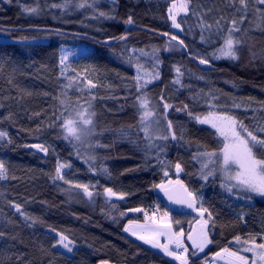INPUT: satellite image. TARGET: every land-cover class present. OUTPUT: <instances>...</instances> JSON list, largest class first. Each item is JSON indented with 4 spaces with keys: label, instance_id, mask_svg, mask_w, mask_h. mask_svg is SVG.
<instances>
[{
    "label": "trees",
    "instance_id": "1",
    "mask_svg": "<svg viewBox=\"0 0 264 264\" xmlns=\"http://www.w3.org/2000/svg\"><path fill=\"white\" fill-rule=\"evenodd\" d=\"M81 2L69 0L66 7L53 8L65 0H0V131L7 133L0 141V161L8 175L0 180V264H179L123 230L129 219H142V212L128 210L149 211L158 201L171 210L154 187L169 181H181L190 192L192 188L200 192L203 207L212 213L205 228L212 243L200 254L188 251L189 264H205L221 249L235 248L237 236L264 243V199L233 193L226 200L215 177L223 141L188 115L227 112L250 130L264 126V6L247 0L245 11L239 0H191L189 15L178 16L184 29L180 32L168 19L173 0H96L94 8L77 7ZM26 7H39V14L24 12ZM100 11L115 19L98 17ZM193 12L212 25L210 31L204 30L206 41H201V21ZM129 16L131 24L125 23ZM241 17L240 31L234 34L243 42L239 58L211 59L231 20ZM216 21L223 31L218 32ZM165 32L178 35L187 49L164 51L169 42ZM121 36L127 39H118ZM109 39H114L111 45L102 43ZM75 45L86 46L89 52L67 61L61 75V49ZM154 49L159 50L160 78L144 91L160 124L157 134H169L166 115L176 140L149 141L142 131L135 63L152 67ZM200 57L210 59L206 65L210 69H201ZM174 66L183 72L180 85L173 83ZM85 79L96 87H82ZM162 95L172 105L166 113ZM86 101L95 116L90 153L83 155L73 139L63 138L57 118L61 113L73 116L78 102L87 107ZM184 105L187 110H176ZM33 144L47 148V153L33 149ZM205 151L218 154L207 168L215 170V176L207 180L201 176L197 155ZM255 151L264 158V149ZM58 161L67 165L64 178L70 183L53 181ZM77 184L88 185L92 198ZM106 188L126 195L107 199ZM14 204L32 219L26 220ZM198 220L203 223L201 217ZM193 228L191 237L198 241L201 229ZM56 232L74 242L71 253L52 247Z\"/></svg>",
    "mask_w": 264,
    "mask_h": 264
},
{
    "label": "snow or ice",
    "instance_id": "2",
    "mask_svg": "<svg viewBox=\"0 0 264 264\" xmlns=\"http://www.w3.org/2000/svg\"><path fill=\"white\" fill-rule=\"evenodd\" d=\"M9 3L12 0H8ZM69 0H65V3L53 4L51 7L53 8H64L67 6ZM256 2L262 6H264V0H256ZM96 0H92V3L89 4L88 0H82L81 3L77 5L79 8H94ZM241 8L245 11L247 10V0H239ZM24 12L30 14H39V7L32 8H24ZM191 11V0H173L172 4L168 8V19L171 21V27L174 29L183 32L184 29L182 27V22L178 20V16L183 13L185 17L189 15ZM239 11V9H238ZM260 11V9H257ZM193 15H198L201 21V41H206L204 36V30H211L212 25L207 24L203 15L193 12ZM98 17L106 18V19H115L114 16L109 15L103 11L98 12ZM244 17H241L239 21L236 19L231 20V26L227 29L226 35L222 37L221 45L211 53V59H229V60H237L238 49L239 46L242 45V40L237 38L234 34L240 31L238 27V23L243 22ZM125 23L131 24L133 23L132 17L129 16ZM218 32L223 31L220 28V21H216ZM59 34V33H58ZM165 36H169V42L164 48V51H171L173 49H187V45H185L184 40L180 39L176 34H169L167 32L163 33ZM118 39L126 40L127 36H121ZM176 42V43H172ZM63 51V50H62ZM142 55H149L148 53H144L143 50H140ZM158 49H154L152 56L155 60L156 66H158L161 61L156 53ZM68 59V54L65 52L60 58V65L63 66L61 68V75H64L67 65L65 62ZM199 64L208 65L210 63V59L207 57H200ZM174 70L176 73V77L173 80L174 84H181V77L183 76V72L181 71L180 66H174ZM160 78L159 71H154L152 73H144L141 74L140 67L137 68V76H136V90L138 95L136 96V103L139 110H141L140 121L144 125L142 131L145 134V138L151 141L153 139V133L150 130V118L155 115V113L150 108V101L147 98V93L144 91L147 86L152 83L154 80H158ZM202 78V77H201ZM75 81V77L71 78L70 84ZM80 85L86 86L89 89L95 88L96 84L91 80H81ZM95 97H93L94 99ZM215 98V97H214ZM162 101V107L165 110V113L169 108L172 107L171 104L164 102V96L160 97ZM61 105L64 104V101H60ZM87 107L84 105H80L78 102L77 109H74L75 116L65 117L64 113L60 114L59 126L63 132V138L65 140H76L81 141L83 137L90 136L94 132L93 128V117L95 116L94 111H90L92 105L90 102L86 101ZM236 107H240V105H235ZM187 105H184L183 108H177V111L187 110ZM210 107H214L210 105ZM188 115L195 119L200 124H207L212 129H215V133L222 137L224 140V147L219 153L220 156V172L222 174L221 188L225 189L229 194H239L242 196H247L248 199H251V193H255L261 197H264V158H259L256 155V149H264V126H255L254 129H249L247 126L243 124L242 121H239L235 116L228 114L227 112L220 113L217 111H210L207 115L201 117L199 115H193L191 112ZM165 120L167 121L166 128L168 131V135H158L155 136V139L168 140L171 138L172 140H176L177 136L175 131H173V124L171 120H167L165 115ZM7 138V133L4 131H0V141H4ZM8 143L11 141L8 140ZM32 147L39 148L41 151L47 153L48 149L43 147L42 145H32ZM198 156L207 157L209 162L215 163V157H217V152L215 151H205L197 154ZM67 165L62 163H57V167L55 169V175L52 176L53 181L63 180L64 183H70V181L65 180L64 175L62 174V169ZM177 172L181 171V165L177 163L175 165ZM202 168H208V164L205 163L202 165ZM106 171V170H105ZM215 170L209 171L206 175H203V179L207 180L209 176H214ZM168 173L165 172V176ZM7 168L3 161H0V180L7 179ZM169 183H172L169 181ZM75 187L83 190V195L92 198L93 193L89 190L88 185H80L77 184ZM154 187L159 188L161 191L168 196L169 200H172L173 197L169 194L168 187L161 183L159 185H154ZM184 191L187 193V199L176 200V203H184L187 204L189 208H193V210L198 211L200 213L201 219L203 220V228L201 230V236L199 243L193 241V247L198 249L199 251H203L204 248L212 243L209 239L208 232L204 229L207 228L209 221L212 220V213L203 207L202 200L199 201L200 207L197 208L196 205L198 203V197L193 192L188 191L186 188ZM104 194L108 197H118L119 199H123L126 195L125 193H116L111 188H106L104 190ZM13 207L17 212H19L22 216L25 217L26 220L32 219L28 217L22 210L21 205L14 204ZM131 211L140 212L143 211L140 208L132 209ZM205 214H207V219H204ZM121 215H124L122 213ZM147 217V213H145ZM165 217H167V213H165ZM36 221L33 220V223ZM153 223L157 222L153 220ZM179 223V221H177ZM124 232L129 233L134 236L137 240L143 241V243L151 245L153 248L160 249L166 256L172 257L174 260L178 261L179 264H189L188 256L186 253L188 252L187 247L183 245L182 237L183 232H173L172 225L170 223H162L158 224L157 227L151 228L148 230L144 229V226L136 224L134 221H129L128 225L124 227ZM52 231H56L52 229ZM3 235V233H0ZM58 239L52 245L53 248L57 246H61L63 249L67 250V252L71 253L73 251L74 242L69 238V236L65 235L62 232H56ZM166 236L167 241L165 243L160 242V237ZM190 240L191 236L188 237ZM237 242L240 241V237H235ZM250 247H246L243 249L244 252L253 253V258L251 261L248 257L244 255H240L237 252H232L228 248L222 249L221 252H217L215 255L218 258H223V254H227L230 257H233V264H258V262H264V243L256 244L255 240H252ZM172 245L175 247L173 248ZM257 249L259 251H257ZM195 254V253H193ZM107 264V262H104Z\"/></svg>",
    "mask_w": 264,
    "mask_h": 264
},
{
    "label": "rangeland",
    "instance_id": "3",
    "mask_svg": "<svg viewBox=\"0 0 264 264\" xmlns=\"http://www.w3.org/2000/svg\"><path fill=\"white\" fill-rule=\"evenodd\" d=\"M177 2H178V0H177ZM181 14H183V13H181ZM65 52L68 54L67 61H69L71 59H75V58H77V57H79L81 55H84V54L88 53L89 52V48L86 47V46H76V45L75 46H72V47H68V46L62 47V49H61V56ZM138 66L140 67L141 74H144V73H152V72H154V71L157 70L156 64L151 65L152 67H149V66L148 67H143L141 64H139V63L136 62L135 63V74H136V76H137V68H138ZM154 81H156V80H154ZM140 114H141V110H140ZM205 115H207V114H204L201 117H203ZM74 116H75V114L72 117H74ZM196 123L199 124V125H203V126H207V127L211 128L207 124H200L197 121H196ZM141 125H142V128H143L144 125L143 124H141ZM159 125H160L159 124V121H158V119H157V117L155 115L150 118V130L152 131L154 138H155V136H158L157 132H158V126ZM213 130L215 131V129H213ZM90 136L83 137L81 141H76V140L73 139L74 140V143H75V146H76V150H78L79 152L83 151L84 153H81L83 155H86V154H89L90 153V151H89V147H90V142H89L90 141ZM219 138H221V141H223V147H224V143L225 142H224L223 138L222 137H219ZM33 145H40V144H33ZM32 148L35 149V150H37V151H41L39 148H35V147H32ZM219 158H220V156H219ZM58 162L59 163H62L60 161H58ZM200 163H201V168H202V165L205 164V163L208 164V167L211 166V164H212L211 162H209V160L207 159V157H203V156H201V162ZM217 163H218L219 168H218V171H217V176H215V175L214 176L218 179V181H219L218 183L221 185V183L223 182V180H222V174L220 172V160L217 161ZM66 169H67V166L62 169V174L63 175H64ZM202 172L203 173H202L201 176L203 177V175H206L208 173L207 172V168H202ZM212 177L213 176H209L208 179H210ZM174 183L175 182L167 183L166 186L168 187V186H170V185H172ZM202 187H203V189H206L205 186H202ZM220 188H221V186H220ZM221 190L223 191L222 193L225 194L226 200L228 198H231L232 197V194H229L225 189L221 188ZM160 191L161 190L159 188H157V193L158 194H160ZM191 192H193L194 194L197 195V197H198V203H197L196 207L199 208L200 207L199 201L202 200V195L199 194L200 192L196 191L193 188L191 189ZM255 195H257V194H255ZM257 196L260 197V198H262V199H264V197H261L259 195H257ZM105 197L107 199H110L106 195H105ZM131 210H128L127 213L128 214L138 213V212H134V211H131ZM140 212H142V217H141L142 219H140V220H138V219L137 220L136 219H129L127 221V223L125 224V226L128 225L129 221H134L136 224L144 226V229L145 230H148V229L157 227L158 224L170 223L172 225V231L173 232H180V231L183 232L182 242H183V245L185 247H187L188 251H190L191 249H193L196 254H200L201 251H199L198 249H196V248L193 247V241H195V240L193 238L191 240L188 238L189 236L193 235V233H194L193 230H195V228H193V226H196L197 225L201 229L200 226L203 225V223L200 220H198L201 217L200 216V213L198 211H194V212H191V213H188V212L187 213H180V212H176V211H173V210H168L166 208H163L161 206V203L158 201L157 206L155 207V209H152L151 208L149 211L143 210V211H140ZM145 213H147V217H146ZM165 213H167V217H165ZM153 220H155L157 223L154 224L153 223ZM177 221H179V223H177ZM125 233H127V232H125ZM127 234L130 235L129 233H127ZM130 236H132V235H130ZM132 237L135 238L134 236H132ZM159 239H160V242L161 243H165L167 241V237L166 236H161ZM209 239H210V237H209ZM138 241L141 242V243H143V241H140V240H138ZM199 241H200V239H198V241L196 240L195 242L199 243ZM143 244H145V243H143ZM145 245L147 247H150V249H153V250H155L157 252L159 251V253H161L164 256H166L160 249L153 248L151 245H148V244H145ZM234 245H235V248L234 247H232V248L226 247V248H228L232 252H237L240 255H244V256L248 257L250 261L253 258H255L253 256V253L244 252L243 251L244 248L251 246L250 241H248V242H245L244 240H242V241L240 240L239 242L235 241V244ZM172 247L174 248L175 246L172 245ZM221 251H222V249L220 251H218V252H221ZM257 251H259V250L257 249ZM215 254L209 256V258L213 260V264H233V260H234L233 257H230L227 254H223V258H218V257H216ZM166 257L174 260L170 256H166ZM209 258H207V259H209ZM98 264H104V262H100ZM107 264H113V263L107 262ZM258 264H264V262H258Z\"/></svg>",
    "mask_w": 264,
    "mask_h": 264
},
{
    "label": "water",
    "instance_id": "4",
    "mask_svg": "<svg viewBox=\"0 0 264 264\" xmlns=\"http://www.w3.org/2000/svg\"><path fill=\"white\" fill-rule=\"evenodd\" d=\"M114 42V39L105 40L102 43L106 46L111 45ZM201 69L207 70L210 69L208 66L203 65ZM188 188L185 186L184 183L181 181H176L174 184L168 186L169 194L173 197L172 200H169L168 196L165 195L163 191H160V199L165 204V206L171 210H174L176 212L180 213H191L194 212L193 208H189L187 204L184 203H176V200L180 199H187V193L184 191V189ZM189 191V190H188ZM201 229L204 227L203 225L200 226Z\"/></svg>",
    "mask_w": 264,
    "mask_h": 264
},
{
    "label": "built area",
    "instance_id": "5",
    "mask_svg": "<svg viewBox=\"0 0 264 264\" xmlns=\"http://www.w3.org/2000/svg\"><path fill=\"white\" fill-rule=\"evenodd\" d=\"M152 209H155V206H152ZM205 264H213V260L209 258L205 261Z\"/></svg>",
    "mask_w": 264,
    "mask_h": 264
},
{
    "label": "flooded vegetation",
    "instance_id": "6",
    "mask_svg": "<svg viewBox=\"0 0 264 264\" xmlns=\"http://www.w3.org/2000/svg\"><path fill=\"white\" fill-rule=\"evenodd\" d=\"M174 211V210H173Z\"/></svg>",
    "mask_w": 264,
    "mask_h": 264
}]
</instances>
